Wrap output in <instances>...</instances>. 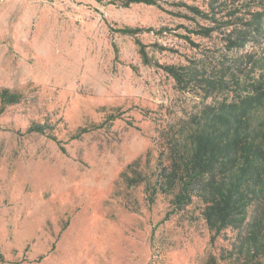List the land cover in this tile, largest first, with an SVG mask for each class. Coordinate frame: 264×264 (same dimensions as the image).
<instances>
[{"label": "rangeland", "instance_id": "374dc122", "mask_svg": "<svg viewBox=\"0 0 264 264\" xmlns=\"http://www.w3.org/2000/svg\"><path fill=\"white\" fill-rule=\"evenodd\" d=\"M157 3L0 7V91L21 94L0 102V264H205L209 256L257 264L240 253L235 231L207 228L198 201L172 213V197L150 202L145 180L153 184L169 125L230 97L218 82L179 86L163 67L217 77L244 52L260 56L264 17L260 33L242 23L264 13V0H227L236 26L192 10L209 12V0ZM209 27L208 37L198 34ZM238 36L244 47H231ZM34 124L46 134L29 132Z\"/></svg>", "mask_w": 264, "mask_h": 264}, {"label": "trees", "instance_id": "16d2710c", "mask_svg": "<svg viewBox=\"0 0 264 264\" xmlns=\"http://www.w3.org/2000/svg\"><path fill=\"white\" fill-rule=\"evenodd\" d=\"M112 2L122 7L158 6L157 0ZM229 6L227 0H209V12L192 10L212 23L231 26L230 22L236 19ZM248 14L249 19L242 21V31L260 33L264 13L257 10ZM233 25L237 24L233 22ZM213 31L215 27H209L198 34L208 37ZM121 32L136 33L126 28ZM236 40L238 43L229 41L231 47L243 48L244 43L240 42L245 39L238 36ZM163 68L179 86L186 84L187 78L198 81L204 90L218 82L228 89L230 97L203 104L163 131V146L151 175L153 184L150 177L145 180L150 202L157 194L171 196V212L179 213L198 201L207 228L217 236L227 230L235 231L240 253L250 255L260 264L264 259V49L260 56L255 52L242 53L226 75L217 77L197 71L201 73L199 77L196 72H184V67ZM20 98L21 94L10 93L8 89L0 91L3 105L16 104ZM46 128V125L34 124L28 131L44 135ZM85 132L86 129H81L73 138ZM48 136L60 144L54 136ZM0 260L3 261L2 256ZM205 264L219 263L214 256H209Z\"/></svg>", "mask_w": 264, "mask_h": 264}, {"label": "built area", "instance_id": "2783aa9c", "mask_svg": "<svg viewBox=\"0 0 264 264\" xmlns=\"http://www.w3.org/2000/svg\"><path fill=\"white\" fill-rule=\"evenodd\" d=\"M11 1H14V0H0V7H2L4 4L11 2Z\"/></svg>", "mask_w": 264, "mask_h": 264}]
</instances>
